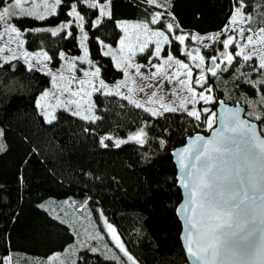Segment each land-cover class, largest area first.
Wrapping results in <instances>:
<instances>
[{
    "label": "trees",
    "instance_id": "1",
    "mask_svg": "<svg viewBox=\"0 0 264 264\" xmlns=\"http://www.w3.org/2000/svg\"><path fill=\"white\" fill-rule=\"evenodd\" d=\"M244 3L243 12L251 17L246 26L264 28V0ZM108 4L110 16L101 18L99 25L95 24L98 9L89 8L88 0H61L55 15L16 18L14 23L24 34L26 48L45 50L51 66H58L60 53L79 54L78 27L71 24V36L66 31L53 36L42 27L69 21L68 13L75 5L85 20L90 58L106 82L116 83L122 72L102 54L101 42L118 43V21H140L168 33L163 18L156 26L150 23L157 12H166L176 32L208 35L228 26L237 0H171L167 8L148 5L145 0H108ZM168 50L176 57L184 56L173 39L163 53ZM204 54L214 53L206 49ZM0 65V264L8 256L48 257L64 251L74 241L72 230L40 205L71 196L99 207L140 264H187L175 213L181 191L171 151L195 133L207 134L214 126L209 128L205 122L207 115L201 114L200 120L182 110L152 115L124 97L96 93L97 119L85 120L59 109L49 123L36 100L49 87L50 77L33 67L29 70L20 59ZM240 65L236 60L227 71L210 75L206 85L216 101H239L246 107V97L257 95L245 82L246 76L256 80L255 73L249 65ZM216 101L211 104L214 109ZM263 121H256L260 129ZM141 129L145 130L142 143L114 144L113 137ZM104 137L111 139L102 144ZM77 257V264L113 263L88 249L79 251Z\"/></svg>",
    "mask_w": 264,
    "mask_h": 264
},
{
    "label": "snow or ice",
    "instance_id": "2",
    "mask_svg": "<svg viewBox=\"0 0 264 264\" xmlns=\"http://www.w3.org/2000/svg\"><path fill=\"white\" fill-rule=\"evenodd\" d=\"M148 5L155 7H161L157 4L156 0H145ZM61 0H53L51 8L47 3L44 4V13H37L34 8L25 7L26 5H36V0H0V23L4 24V31L0 33V39H3L4 35L15 34L17 38L21 35L18 29L8 23L12 18H22L25 16H32L37 19H44L49 14H56V9L60 5ZM240 5L235 10V13L230 18V25L236 24L238 21L244 19H251L250 16H246L243 12L245 7L244 0H237ZM89 8H97L98 4L92 3L88 0ZM104 7H99V14L101 17L108 14L105 12ZM69 16L75 17V20L79 23L77 26L83 33V16H81L75 8L72 6V11L68 13ZM163 13L157 12L152 16L150 23L158 24L161 23V17ZM101 23L100 19L95 21L96 25ZM71 23L62 24L60 28L52 30V35H57L60 31L66 28H70ZM135 27H143L147 32L148 25H136ZM168 32H172L173 24L168 23L166 25ZM226 28L224 31H228ZM235 31L236 29H231ZM245 31H252V29H239V36L244 38ZM67 35L71 36L72 33L68 32ZM152 35L163 40L164 43H169V38L165 35L164 31H155ZM221 33L216 34V37H205L203 39H216ZM83 39H87L84 35ZM176 40L183 44L186 37L183 35L176 36ZM193 39H199L193 37ZM235 37L229 35L227 39L221 41L223 44L224 52L220 54V57L213 56L212 67L209 68L212 76L217 75V69L220 68V64L216 63L217 59H220L221 64L227 61V65L221 69V71H227V68L232 65L234 56L227 50L230 45L233 44ZM246 43L243 45L236 44L238 51L235 56L241 57L242 60L247 63L252 61L254 58L258 60V64L253 66V71L261 72L259 80H252L249 76L245 77V82L250 84L252 88L256 89L260 95V102L264 103V91L261 88L264 87V48H258L257 45H264V28H261L259 32H253L252 35L246 37ZM21 45L23 41H20ZM123 44V41H121ZM83 46V43H82ZM207 47V45H205ZM252 49V51H246ZM143 47L141 51H143ZM3 51V49H0ZM161 52L160 40L156 41L155 55L158 57ZM197 55L194 56L191 52H187L193 61L199 59L200 63L196 67H200L204 62V57L199 56V49L196 50ZM109 53L106 52L105 55ZM40 54H37L39 56ZM131 55H135L133 51ZM26 57L25 63H28L27 57L29 54L24 53ZM45 60L51 58L46 53L43 54ZM61 59L64 58V53H60ZM16 57H9L5 60L8 63L11 59ZM87 49H85V56L81 58V63L87 62L91 64V61L87 59ZM131 58V57H130ZM115 59V56L113 57ZM168 61H172V56H168ZM72 70L75 69V62L70 61ZM151 63V61H149ZM179 63V62H177ZM244 65H240L243 67ZM2 67V65H0ZM29 70L32 69V65L28 64ZM120 68V64H117ZM143 65H133L127 63L126 67L122 69L125 77H128V69H135L136 75H141L140 69ZM157 68V71H161V68L157 65H153ZM179 67L188 69V65L179 63ZM100 68L96 67L91 73L88 71L84 72L85 76L91 75L93 78L99 76ZM155 76V74H153ZM179 76L180 73H176ZM189 81L192 77V72L189 69L187 72ZM238 78V77H237ZM63 79V77H61ZM74 79V77H73ZM171 81V77H168ZM53 85L55 86L56 75H52ZM204 81V76L201 75L196 83L201 84ZM81 85L85 81L79 82ZM92 83V81H89ZM181 85H184V81H180ZM100 88L106 89L107 85L103 80H99ZM122 85H117L120 88ZM143 89H141L142 91ZM131 91V89L129 90ZM205 91L211 92V88H206ZM188 92L191 93L192 99L187 102H182L180 107L185 108L187 115L200 120L201 112H210L209 109L197 110L195 105L199 100L205 103L213 102L211 95H205L204 92L197 94L191 87L188 88ZM104 94H111L105 92ZM119 94V93H117ZM48 92H45L41 99L47 97ZM89 95H91L89 93ZM155 93H153V97ZM129 99L130 103L135 104L136 107H142L141 103L131 99L128 96L124 97ZM151 103V98L149 100ZM186 103H191L192 108L188 110ZM249 103H252L249 101ZM37 107L42 108L39 103ZM145 111H151L149 108H144ZM166 111H175V108H165ZM43 114V111H42ZM157 113L152 112V115ZM73 115H79L78 112ZM249 115H253L249 113ZM212 119L206 117L205 122L209 128L212 127L213 120L216 114L211 113ZM82 119H89L87 116H81ZM256 120H262L259 114L254 116ZM97 119L95 117L92 118ZM47 122L51 123V120ZM222 129L218 130L212 139L204 140L203 137L197 136L193 142L189 144L187 148L183 150L180 160L181 169H188L185 177L181 180V185L189 193V204L191 207H187L181 210L182 214H190L191 218H187L186 223L189 225L187 231L188 236L186 237L187 252L188 255L193 257L196 264H264V136L260 134L257 125L249 123L247 120L241 119L238 112L227 113L221 119ZM144 135L143 130L136 133L134 136L129 137L131 140H137L143 142L141 137ZM3 136V132L0 131V137ZM104 139H111V137H104L101 140L103 144ZM203 141V143H201ZM126 141H116V146L119 147L121 143ZM107 147V145H104ZM0 150H3V146L0 145ZM194 154V156H193ZM102 215V213H101ZM108 231L112 234L113 240L116 242V247L119 248L120 252L123 253L127 260L131 264H136L133 257L125 249L119 237L115 235V229L104 221ZM75 247V246H73ZM81 247H89L92 253L97 252V248L90 247L81 242ZM118 260L116 256L106 257V259ZM10 259V258H9ZM75 264V261L73 262Z\"/></svg>",
    "mask_w": 264,
    "mask_h": 264
},
{
    "label": "rangeland",
    "instance_id": "3",
    "mask_svg": "<svg viewBox=\"0 0 264 264\" xmlns=\"http://www.w3.org/2000/svg\"><path fill=\"white\" fill-rule=\"evenodd\" d=\"M92 3H96L99 7H104L105 12L108 13L103 17L110 16V7L108 4V0H91ZM157 4L161 7L169 6L171 0H156ZM47 3L49 10L53 3V0H36V5H26L25 7L34 8V10L43 14L44 4ZM99 7H97L99 12ZM240 5L237 3L234 7V12ZM167 8V7H165ZM58 11V7L56 9V13ZM72 11V8L69 12ZM77 11V10H76ZM78 12V11H77ZM79 13V12H78ZM161 13V12H160ZM163 12L161 18H163L165 22V27L168 23L173 24L172 32L165 33L168 36L169 41L172 39L177 41L181 47V52L184 55L183 57H176L172 54L171 51L168 50L166 55L163 53L165 45L168 43H164L162 39L152 35L155 31H160L157 28H154L148 24V31L145 32L143 27H135L136 25H144L146 23L134 20H120L117 22L119 29L121 30V37L116 45L101 42V51L102 54L105 55L108 52V56L111 58L114 67L122 72V77L116 83L106 82L102 77L101 73L96 78H93L91 75L85 76L84 72L88 71L89 73L93 72L96 67H99L89 56L87 39H83L84 35L87 36L85 31V20L83 18V33L80 31V28L77 26L79 23L75 20V17L70 16L71 19L66 22H62L55 26H45L42 27L43 30H48L52 33V30L60 28L62 24L71 23L75 24L78 27V42L80 47L79 54L76 55H67L64 52V58L61 59V63L58 66H51L50 60H45L43 54L46 53L48 57L49 54L45 50H30L25 46L24 34L20 28H18L14 20L16 18H12L8 21L9 24L14 25L18 31L21 33L19 38L16 37L15 34L4 35L3 39H0V64L4 63L5 60L9 57L15 56V59H20L25 63L26 57L24 53L27 52L29 56L27 57L28 63H25L27 66L30 63L33 68L40 70L41 72L47 74L50 77V85L44 91H42L36 100V105L39 103L42 105V108L37 107L39 112L43 114L42 116L46 121L54 120L55 113L57 110H65L73 115V113L78 112L79 115H74L77 117L87 116L89 119L85 120H93L92 118H96V114L94 111V96L96 93H105L110 92L111 94L118 95L121 97L128 96L133 100L141 103L142 107H146L151 109L149 111L157 113L156 115L166 111L165 108L171 107L176 110L185 111V108H181L180 105L182 102H187L192 99L191 93L188 92V88L191 87L197 94L204 92L205 95H211L213 98V102L216 101V96L213 94L212 89L211 92L205 91L206 88H210L206 83L210 77V73L208 70V65L210 59L217 54H219L223 49V44L221 41L227 39L229 35L235 37L232 45L229 46L228 52L234 56L233 63L236 60H239L244 65H257L258 60L253 59L245 63L241 57H236L235 53L238 51L236 44L243 45L245 44L246 37L248 35H252L253 32H259L261 28H257L256 30L245 31L244 38L239 36V29H249L247 25L248 19H244L238 21L236 24L230 25V22L226 28H229L228 31L219 32V35L216 39H203L205 37H216V34H208V35H197L190 34L185 32H176L175 24L171 22L169 15ZM80 14V13H79ZM232 14V15H233ZM55 15V14H54ZM81 15V14H80ZM246 15V14H245ZM52 16V14L47 15L45 18ZM82 16V15H81ZM248 16V15H246ZM27 17V16H25ZM32 17V16H28ZM100 16L98 19L101 20L103 18ZM35 18V17H33ZM44 18V19H45ZM97 20V19H96ZM156 26V24H152ZM236 29L232 31L231 29ZM167 30V27H166ZM4 31V24L0 23V33ZM62 31H66V33L71 32L70 28L63 29ZM60 31V32H62ZM168 31V30H167ZM59 32V33H60ZM183 35L186 37L183 44H180L178 40L175 39L176 36ZM193 37H198L199 39H193ZM160 40L161 52L157 57L155 55L156 41ZM20 41H23L21 45ZM123 41V44H121ZM169 42V43H170ZM83 43V46H82ZM219 44L221 46H219ZM207 45V47H205ZM143 47V51L141 48ZM258 48H264V45H257ZM85 49H87V60L91 61V64L84 62L81 63V58L85 56ZM192 49H199V56L204 57V62L200 67H196L197 64L200 63L199 59L193 61L189 56L186 55L187 52H191ZM210 49L214 54L210 56H205L204 50ZM135 52V55H131L132 52ZM246 51H252V49H247ZM37 54H40L37 56ZM194 56L197 55V52L192 53ZM172 56V61H168V56ZM115 56V59L113 57ZM131 57V58H130ZM61 58V57H60ZM14 60V59H11ZM70 61L75 62V69L72 70ZM151 61V63H149ZM132 63L133 65H143L140 69L141 75H136L135 69H128L129 75L125 77L124 69L127 63ZM184 63L188 65V69H184L179 67V63ZM120 64V68L117 67V64ZM232 63V64H233ZM220 68L217 69V74L221 69H223L227 65V61H224L223 64L219 62ZM153 65H157L161 68V71H157L156 67ZM229 66L227 70L230 68ZM191 70L192 77L189 81L187 77L188 70ZM252 73H255L256 80L260 79L261 72L253 71L251 67L250 70ZM264 71V70H261ZM176 73H180L179 76H176ZM56 75L55 86L53 85L52 75ZM155 74V76L153 75ZM203 75L204 81L201 84H197V79ZM63 77V79H61ZM74 77V79H73ZM168 77H171V81H169ZM99 80H103L107 85L106 89H101L99 91H94V87L96 89L100 88ZM85 81L83 85L79 82ZM92 81V83H89ZM180 81H184V85L182 86ZM117 85H122L120 88H117ZM131 89V91H129ZM141 89H143L141 91ZM261 91H264V87L261 88ZM48 92L49 95L41 99L43 94ZM89 93L91 95H89ZM119 93V94H117ZM153 93L155 96L153 97ZM151 98V103L149 100ZM198 102L195 107L197 110L209 109L210 112H201V114H206L208 119H212L211 113H215V109L211 107L213 102L205 103L202 100H199V96L197 95ZM251 101L252 103H249ZM246 103V116L254 117L256 114H259L261 117H264V103L260 102V95L257 93L256 96L246 97L244 100ZM186 108L191 110L192 104L186 103ZM252 113L253 115H249ZM216 114V113H215ZM95 120V119H94ZM264 120V119H262ZM254 121H257L254 118ZM215 124V119L213 120L212 126ZM143 130L144 135L141 137V140H145V130ZM141 130L134 131L127 135L126 137H113V142L116 144L117 140L126 141L127 142H138L137 140H131L129 137L134 136L136 133ZM261 132L264 134V121L262 123ZM124 143H121L122 145ZM41 208L49 212L53 217L57 218L61 222L65 223L70 227L74 234V241L70 243L66 249L62 252L55 253L48 257H37L30 255L20 254V259L15 258L14 256H8L3 260V264H77V254L79 251L83 249H88L89 247H81V242L84 244L97 248V254L101 255L104 259L106 257L116 256L119 259H106L113 262L112 264H131L127 260V257L120 252L119 248L116 247V242L112 238V234L108 231L104 221L106 220L108 224H110L115 229V235L119 237L120 242L123 243L125 249L128 253L133 257L136 264H140L137 258L134 256L132 251L129 249L125 240L122 238L120 232L117 230L116 226L107 218L105 213L102 210L91 204L88 200L79 196H71L65 199H49L44 201L40 205ZM102 213V215H101ZM75 246V247H73ZM90 251V250H89ZM91 252V251H90ZM10 258V259H9ZM25 258V259H23Z\"/></svg>",
    "mask_w": 264,
    "mask_h": 264
},
{
    "label": "water",
    "instance_id": "4",
    "mask_svg": "<svg viewBox=\"0 0 264 264\" xmlns=\"http://www.w3.org/2000/svg\"><path fill=\"white\" fill-rule=\"evenodd\" d=\"M224 51L225 50H223L222 52H224ZM195 52H196L195 49L191 50V53H195ZM210 67H212V60H210V63H209V68ZM230 112H238L241 119L247 120L249 123L257 125L258 130L260 131V134L262 136H264V134L261 132L259 124L256 121H254V120H252L246 116V107L242 103H240L239 101H236L235 103L230 104V103L226 102L223 98H218L216 101V106H215V113H216L215 124L208 131V133L207 134L195 133V134L187 137L185 139V142L182 145L176 147L175 149H173L171 151L172 161H173L175 168H176L177 186L181 191V201L177 205L175 213H176V216H177V218L181 224L180 242H181V246H182V249L184 251V254H185L187 264H196V262L194 261L193 257L188 255V252H187L186 237L188 236L187 229H188L189 225L186 223V216H187V218H191V217H190V214H182V212H181L182 209L187 208V207H191V205L189 204V193L181 185V180H182V178L185 177V174L187 173L188 169H181L180 160L182 157H181L180 153H182L183 150L185 148H187L189 146V144L191 142H193L197 136L203 137L204 140L212 139L214 137L215 133L218 130L222 129V125L220 122L221 119L227 113H230ZM201 143H203V141H201ZM193 156H194V154H193Z\"/></svg>",
    "mask_w": 264,
    "mask_h": 264
},
{
    "label": "flooded vegetation",
    "instance_id": "5",
    "mask_svg": "<svg viewBox=\"0 0 264 264\" xmlns=\"http://www.w3.org/2000/svg\"><path fill=\"white\" fill-rule=\"evenodd\" d=\"M223 50H224V48L222 49V51H223ZM222 51H221V52H222ZM227 51H228V50H227ZM221 52H220V53H221ZM220 53L217 54V57H218V58L220 57ZM210 60H211V59H210ZM225 61H226V60H225ZM219 62H221L220 59H217V60H216V63L218 64ZM209 63H210V61H209ZM208 70H209V65H208ZM209 73L211 74L210 71H209ZM246 109H247V108H246ZM258 121H259V120H258Z\"/></svg>",
    "mask_w": 264,
    "mask_h": 264
},
{
    "label": "crops",
    "instance_id": "6",
    "mask_svg": "<svg viewBox=\"0 0 264 264\" xmlns=\"http://www.w3.org/2000/svg\"><path fill=\"white\" fill-rule=\"evenodd\" d=\"M165 7H168V6H165ZM165 7H163V8H165Z\"/></svg>",
    "mask_w": 264,
    "mask_h": 264
}]
</instances>
